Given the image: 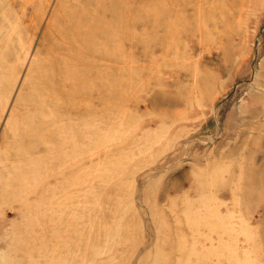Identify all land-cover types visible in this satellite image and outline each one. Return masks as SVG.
Wrapping results in <instances>:
<instances>
[{
	"label": "rangeland",
	"instance_id": "1",
	"mask_svg": "<svg viewBox=\"0 0 264 264\" xmlns=\"http://www.w3.org/2000/svg\"><path fill=\"white\" fill-rule=\"evenodd\" d=\"M0 264H264V0H0Z\"/></svg>",
	"mask_w": 264,
	"mask_h": 264
},
{
	"label": "bare ground",
	"instance_id": "2",
	"mask_svg": "<svg viewBox=\"0 0 264 264\" xmlns=\"http://www.w3.org/2000/svg\"><path fill=\"white\" fill-rule=\"evenodd\" d=\"M70 167H72V166H70ZM48 182H49V180H48ZM73 189V188H72ZM72 194V193H71ZM218 232V231H217ZM228 232V231H227ZM214 233V232H213Z\"/></svg>",
	"mask_w": 264,
	"mask_h": 264
}]
</instances>
